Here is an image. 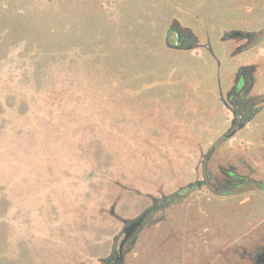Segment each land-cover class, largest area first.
Masks as SVG:
<instances>
[{
  "label": "rangeland",
  "instance_id": "obj_1",
  "mask_svg": "<svg viewBox=\"0 0 264 264\" xmlns=\"http://www.w3.org/2000/svg\"><path fill=\"white\" fill-rule=\"evenodd\" d=\"M263 30L264 0H0V264H104L142 216L120 264H248L264 191L213 189L264 183ZM243 68L255 104L225 138L212 89Z\"/></svg>",
  "mask_w": 264,
  "mask_h": 264
},
{
  "label": "trees",
  "instance_id": "obj_2",
  "mask_svg": "<svg viewBox=\"0 0 264 264\" xmlns=\"http://www.w3.org/2000/svg\"><path fill=\"white\" fill-rule=\"evenodd\" d=\"M261 38L264 36V30L262 31ZM261 33V32H260ZM251 35V34H250ZM247 37H249L247 35ZM165 42L168 46L175 47L178 49H190L194 47V41L191 34L176 23L171 24L166 32H165ZM240 101V100H239ZM235 103V101L230 102L229 109L233 114V120L231 121L230 127L227 133L224 135L225 138L231 137L239 128L243 127L247 121L249 120V109L253 104L247 106V102L245 99L241 100L240 102ZM233 106H236L235 108ZM243 110V111H242ZM256 112V111H254ZM236 114V116H235ZM214 146L209 150L212 152ZM227 168H223L221 171L225 181H227V185H223L221 187L214 186L213 191L219 195H231L233 193H239L241 191L246 190H262L264 191V183L261 180H252L249 177H243L237 174L234 170L233 171H226ZM204 174L205 178L200 181H196L194 183H190L180 189L177 193L172 194L171 196L167 197L166 200L171 202L178 200L179 198H183L189 192L201 188L203 186H209L211 184V177L209 172H207L206 166H204ZM232 175V176H231ZM156 205V204H155ZM150 208L151 211L156 210L157 207ZM143 221V220H142ZM141 221V224H142ZM141 226V225H140ZM139 228V227H138ZM137 230V229H136ZM116 255L115 259L113 260L114 264H120L121 256L119 260ZM116 262V263H115Z\"/></svg>",
  "mask_w": 264,
  "mask_h": 264
},
{
  "label": "flooded vegetation",
  "instance_id": "obj_3",
  "mask_svg": "<svg viewBox=\"0 0 264 264\" xmlns=\"http://www.w3.org/2000/svg\"><path fill=\"white\" fill-rule=\"evenodd\" d=\"M248 70H249V68L240 69L238 74L236 75V77L234 79V85H233L230 93L228 94L227 101L225 102V104L228 107H229L230 102L235 101V103H237L239 100L241 101L243 99L246 100L247 106L249 105V103H248L249 97H247V95L245 94L246 92H248V89H249V87H247V85H246V83H247L246 77H247V74L249 72ZM250 98H252V96H250ZM253 104H255V103H253ZM234 107H236V106H234ZM235 116H236V114H235ZM140 218H142V220H143L144 216H142ZM132 235L133 234H130L126 239L124 238L122 247L132 237ZM122 247H121L120 251H119V249L117 250V253H116L118 255L117 258L119 256H121L120 254H121ZM250 249H256V250L250 251L246 254L244 253L245 255L244 256L242 255L243 261L247 262L248 264H264V245H259L255 248H250ZM113 260L114 259H112V258L107 259L104 264H114ZM233 264H241V263H239L238 261H236V259H234Z\"/></svg>",
  "mask_w": 264,
  "mask_h": 264
},
{
  "label": "crops",
  "instance_id": "obj_4",
  "mask_svg": "<svg viewBox=\"0 0 264 264\" xmlns=\"http://www.w3.org/2000/svg\"><path fill=\"white\" fill-rule=\"evenodd\" d=\"M224 74V72L221 74V76ZM227 74V72L225 73V75H223V76H226L227 78H228V75H226ZM220 76V77H221ZM235 79V78H234ZM221 81L219 82V83H221L222 82V80H224L225 81V83H228V79H224V77H221V79H220ZM233 85H234V81H232V84H231V86H230V88L229 89H227V90H224L225 88L223 87V86H219V84H218V86H216V88H214V89H212L213 91H212V94H213V96H215V98H216V100L218 99V101H220L221 102V104H222V107H224L228 112H229V109L227 108V106H226V104H225V102H224V94H225V92H227L226 94H229L230 93V91H231V89H232V87H233ZM206 91L208 92V88L206 87ZM205 92V91H204ZM204 96L206 97V95L204 94ZM230 118V117H229ZM229 118H225V120L227 121H229L230 119ZM231 124V123H230ZM230 127V126H229Z\"/></svg>",
  "mask_w": 264,
  "mask_h": 264
},
{
  "label": "water",
  "instance_id": "obj_5",
  "mask_svg": "<svg viewBox=\"0 0 264 264\" xmlns=\"http://www.w3.org/2000/svg\"><path fill=\"white\" fill-rule=\"evenodd\" d=\"M235 34H238V32H236ZM141 221H142V218H137L136 220L132 221L129 223V225H127L125 228H124V236H123V239L120 240L119 244H118V249L120 251L121 247H122V244H123V241H124V238L126 239L130 234H133L136 229L138 227H140L141 225ZM120 257V256H119ZM118 257V259H119Z\"/></svg>",
  "mask_w": 264,
  "mask_h": 264
}]
</instances>
